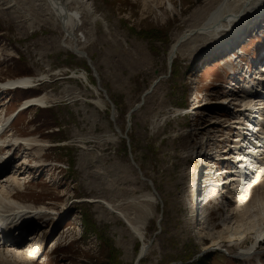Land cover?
Returning <instances> with one entry per match:
<instances>
[{"label":"rangeland","instance_id":"rangeland-1","mask_svg":"<svg viewBox=\"0 0 264 264\" xmlns=\"http://www.w3.org/2000/svg\"><path fill=\"white\" fill-rule=\"evenodd\" d=\"M170 1L174 6L172 10ZM205 2L94 0L101 20L95 25L94 40L84 46L83 52L96 69L101 89L112 102V122L110 106L103 94L99 90L97 94L93 88L71 77L72 72H85L89 83L97 84L86 61L62 48L61 33L33 11L19 13L16 9L13 14H4L0 0V84L23 76L31 77L35 85L40 84L31 91L9 93L8 98L0 101V106L12 111L24 99L42 94L49 96L45 106L31 107L13 118L11 115L3 117V111L0 113L4 124L16 118L4 135V151L0 154H11L14 160L3 178L0 177V184L9 181L5 184L9 187L7 190L16 194L23 205L42 206L57 212L51 211L52 215L47 216L33 210L45 218L33 228V237L24 240L28 247L37 244L32 264H134L142 244L150 242L139 264H264V241L253 255L240 257V253L253 244L254 233L245 235L242 242L235 240L231 245L223 243L217 247L205 237L200 238L196 228L203 217L201 210L208 209L211 199L204 206V201L201 203L207 169L212 167V162L217 164L216 158L219 161L224 158L221 153L228 143L234 150L232 143L240 140L245 150L252 151L247 143L256 142L253 140L257 132H252L251 136V132L243 129L258 128L263 123L262 119L254 122L255 119L243 111L244 107L238 105L236 108H241L240 111L231 109L234 107L224 110L213 106V109L208 108L207 115L199 113L201 108L197 104L202 99L215 103L221 98L237 100L242 96L232 97L218 85L225 76L222 72L235 58L225 62L218 58L217 62L206 63L207 53L194 59L179 53L172 62L168 60L176 40L198 26L195 12ZM245 45L243 55L254 57L255 44ZM161 76L164 80L143 100V94ZM254 91L244 100L249 99L256 106L255 111L263 112L264 106L257 98L260 92ZM132 109L135 111L131 114ZM188 110L196 114L185 115ZM260 115L262 117L263 113ZM207 118L209 123H216L210 126L208 137L202 141V150L198 148L200 136H196L199 130L192 129L201 128L203 123L209 125ZM22 138L44 142L43 150L38 146L34 149L11 146V142ZM248 138L250 140L246 141ZM205 142L208 143L206 149ZM190 145L207 154L202 155L205 163H193L189 159L186 148ZM128 146L141 176L129 160ZM209 146L214 147L212 151H220L218 157L208 152L212 148ZM258 147L253 149L256 155L257 151H262ZM198 149L197 154L192 155L193 161L202 158ZM242 151L233 152L241 156H236L237 162H241L234 163V156H230L223 166L232 167L234 172L245 166ZM209 154H214V158H209ZM260 162L261 159L251 173L248 170L241 173L244 179L235 191L233 207H244L243 203H238L244 200L239 201L240 195L248 187H251L249 194L253 193L258 186L255 188L253 184L258 179L264 180V172H261L264 165ZM14 175L19 180L16 185L11 183ZM233 179L235 182L239 177ZM147 181L152 183L159 199L153 196ZM260 189L259 193L264 192ZM212 193L213 203L204 218L208 220L210 214L220 231L221 223L229 220L223 214V207L220 210L217 206L215 190ZM230 194L229 191L227 195ZM93 200L104 204L87 202ZM107 204L138 227L142 237L134 235L118 215L111 213ZM8 259L12 260L9 256Z\"/></svg>","mask_w":264,"mask_h":264},{"label":"bare ground","instance_id":"bare-ground-1","mask_svg":"<svg viewBox=\"0 0 264 264\" xmlns=\"http://www.w3.org/2000/svg\"><path fill=\"white\" fill-rule=\"evenodd\" d=\"M1 2H2L1 5L3 7L2 10H3L4 14L5 13L13 14L14 12H12V11L16 10V9L19 13H22V12L24 13V11L27 12L28 10L33 11L37 16H40L42 18L43 22L46 23V21H47L51 27L57 29V31L61 33V35H62V39H61L62 48H64L67 51L72 52L80 60L83 59L86 61V63H88L87 61H89V63L92 64L91 61L89 60L87 54H85L83 52V48L87 43L92 42L94 40L95 25L98 21L101 20V15H99L97 13V8L94 4V0H1ZM12 3H13V5H12ZM169 5H170V8L172 10L174 8L172 1H170ZM2 7H0V11H1ZM199 10H197V12H195V15L198 14L197 15L198 16L197 22H199L198 26H196L195 28L193 27V29H190V30L184 32L181 35V37H179L176 40V42L172 45L171 50H170V54H169L170 59H168L171 62L173 59L176 58L177 54H179V53L182 54L183 56L187 55L188 57H190V59L197 58L201 54L207 53V55H209V57L204 59V61H206V63L207 62L209 63L210 60L217 62L218 58L221 60L220 62H225L226 60H231V59L233 60L235 58V61L233 63H229L228 69H226V70H232L233 65H235L236 63H237V65H239V63L237 62L238 59L235 57V55L238 53V48L240 49V47L241 48L246 47L245 43L247 44L248 41L251 42V41L257 40L258 38L262 40L261 43H264V36H263V34H264V16H263L264 15V0H208V1L206 0V2L203 4L202 7L199 8ZM259 17H261L260 21L258 20ZM251 21H252V23L250 24ZM256 21H258V22H256ZM262 23H263V25H262ZM104 25H106V24L104 23ZM248 26L252 30L251 34H245L244 29ZM258 26H260V27H258ZM239 34H240V36H237ZM224 43H227V44L229 43L231 46H233V49L227 50L229 48L224 47L225 46ZM263 49H264V47H262V50ZM238 55L241 56L240 51H239ZM241 68L243 69V67L240 65L238 67V69H241ZM246 71H248V70H244L242 72L245 74ZM95 72H96V69H95ZM40 77L43 78L44 76H40ZM71 77H73L76 80H79L80 82H83L84 84H86L90 88H93L96 93L98 92L97 84H96V86L91 85L89 83L88 76L85 72H72ZM98 80H99V76H98ZM162 80H164L163 76L157 78L152 83V85H151L150 89L147 91V93L143 94L144 95L143 100L146 97H149V95L158 88V86H159L158 84L161 83ZM258 80L259 79L257 76H255V78L254 77L253 78L247 77L245 79L243 86L246 88V91L244 92V94L241 97H239V99H237L238 101L235 99L228 100L225 98L224 99L221 98V100L219 102L214 103V102L205 98V99H202L200 104H197V107L201 108L199 113L202 114V116L207 115V111H208L209 107L211 109H213V106H216V108H217V106H219L220 108H222L224 110H229L230 107H234L231 109L236 110V111H240L241 108L239 110H237V108H236L238 105V106L244 107L243 111H247L249 113L248 117L251 118L252 120L255 119L256 114H259L257 117L258 120H256L257 122H259L260 119L263 120V123L259 124L258 128L251 126L250 129L249 128L243 129L246 132H251V133L257 132L256 133L257 137L256 138L254 137V140L251 139L253 141L256 140V142L247 143V145L250 144L247 148L252 149V151L245 150L244 149L245 146L240 145V143H239L240 140H237L235 143H232V144H235V147H234L235 149L232 152L235 153V150L238 152L243 150L242 153L240 152V154L242 155V159L244 160V161H242V163H244L245 166H243V167L240 166V169L238 171H235L236 176L239 177V180L232 182L231 179L233 177L232 176L228 177L227 172L232 173L230 170H233V168L230 166H226L229 169L226 170L225 172L222 171V174L215 175L216 177L218 176L219 179L221 180V182H223L225 184L224 185L225 187H223L224 188L223 194L226 192L227 198L225 200H223L222 203H220V207L221 208L223 207V212H224L223 214H226V220H229V221H223L221 223L222 229L220 231H217L215 224L210 219V214L208 215V220H206V218H204V215H207V211L210 212V210H208L209 208L207 209L205 207L204 210L203 209L201 210L202 215H203L202 219L200 220L199 223L196 224V228L199 231L200 238L205 237L207 240L210 241V243L213 246H217V247H220V245H222L223 243H225V245L226 244L231 245V243L233 241H235V240L238 241V240L244 239L245 235H247V234L251 235L254 233L256 235V237H254L253 244L251 245V247H249L248 249H246L242 253H240L241 254L240 257H247L250 255H253L256 252V247L262 241H264V238H263L264 237V192L259 193L260 192L259 188L264 189V180L258 179V182L253 184L254 187L258 184V186H256L258 191H257V189H255V191L253 193L249 194L251 187H248L244 190L242 195H240L239 201L243 198H244V200H243V202H238V203L239 204L243 203L244 207H242L241 209H239L238 206H236L237 208L233 207L234 206L233 199L235 198L234 196L236 195L235 191L237 190L238 187H240V185H241L240 182H242V180L244 179L241 175V173H244L243 170L244 171L248 170V172L251 173L253 171V169H255L257 161L260 159H261L260 163L262 164L261 166L264 165V110H263V112L262 111H255L256 106L252 105V103H251V101H249V99H248V101L244 100V99L248 98V96L250 97V95H248V93L250 92L249 90L251 88L253 89L254 83L256 81H257V84H259V86H256L255 90H256V93L257 92L259 93L260 85H264V83L259 82ZM263 80H264V78H263ZM32 81H33V79L31 77L23 76V77H17L16 79H13V80L8 81L6 83L0 84V96L6 90H9L10 88L32 87L34 85L33 84L34 81L33 82ZM100 88H101V86H100ZM223 90H225V89H223ZM259 94L264 96V93H259ZM194 99L197 100L196 97H194ZM263 101H264V99L262 101L259 100V104L264 106ZM48 102H49V96H47V94H42V95H38V96L30 99V101L28 100L27 102H25L21 106V108L25 109L27 106L43 107ZM96 103L100 104L99 101H97ZM100 106H101V104H100ZM179 111H182V110H179ZM260 112L263 113L262 117L260 115ZM19 113H20L19 111H16V113L9 114V115H7V117L11 115L13 118V117L19 115ZM4 114L5 113L3 112V115ZM189 114H196V113H192L190 110H188V112L185 115L188 116ZM12 120L13 119H11L10 121L8 120L9 122L7 124H6V122L4 124V120H0V131H2L6 127H8L9 126L8 124L12 123ZM206 121H207V123H209L208 118ZM244 122L249 123L248 121H244ZM213 123L214 122H211V123H209V125H205V123H203L204 124L203 126L200 125V126H202L201 128L192 129L194 132L196 130L197 131L199 130V133H197V135H196V136H200V144H198L199 145L198 148L199 147L201 149L203 148V146H202L203 142L202 141L208 137L209 128H210V126L213 125ZM217 123H218V121H217ZM232 124H235V123H232ZM256 129L258 131H256ZM246 132H244V135ZM250 135L252 136L253 133ZM193 136H194V134H193ZM239 136H242V132H241V135H239ZM239 136L237 135L235 138L238 139ZM235 138H234V140H235ZM22 139H16L14 141V143L11 142V146L17 148L19 145H24L25 147L26 146L32 147L33 149H34V147L38 146V147H41L40 151L43 150V148H44V142L37 141L34 138H30V139L29 138H22ZM249 140L250 139L248 138L246 141H249ZM4 142H5V138L3 140L0 138V145L1 144L4 145L5 144ZM214 142H216V141H214ZM204 144H205V149H206V147H208V145H207L208 143L206 144V142H205ZM229 144H231V143L227 144L225 150H223L222 153L229 151L228 150V148H230ZM258 144H259V147H258ZM19 147H21V146H19ZM257 147L262 148V151H257V152H259L258 155H256V153H254V150H253V149H256ZM185 148H186V146H185ZM185 148H184V150H185ZM197 149L195 147H192L191 145L189 147L187 146V148H186V150H188L187 153H188L189 159L193 163L194 162H196V163L200 162L202 164L204 162V160H206V158L205 157L203 158L202 155L204 154L207 156V154L205 152H201L199 149H198L199 155L202 156V158L197 159V160L194 159V161L192 160V155L197 154ZM218 149H219V147H218ZM212 150H214V147H212L208 152L209 153H215L216 157H218V154H220L219 153L220 151L216 152L217 150L216 151H212ZM185 153H186V151H185ZM188 156H186V157H188ZM232 156H234L233 158L235 159L234 163L241 162V161L237 162L236 156H238V158L241 157L237 153L232 155ZM10 157H11V154H7V153L0 156V177L1 178H3L2 177L3 174L10 168L8 164L5 165V163L8 160H10ZM185 160L187 162V158ZM224 160L227 161L226 158ZM255 160H256V162H255ZM216 161L218 162V158H216ZM10 164H12V162ZM210 169H212L211 166H209V168L207 169L206 179H203V180H205V182H204L205 185H202L203 186L202 190H204L203 191L204 194H203L202 202L200 201L201 203H203V201L205 199H207L206 202L209 201V198H211V194L215 190V187H217V185L218 186L220 185V184L214 185L216 183L215 181H213V183H212L211 176H210L211 175ZM261 172H264V170H262ZM261 172H259L258 174H260V175L263 174ZM138 173L140 174V172H138ZM14 176L15 177L11 178V183L16 185L19 180H17V178H16L17 175H14ZM140 176H141V174H140ZM229 181L232 183V189L229 188V184H230ZM8 182H6V183H8ZM147 183H148V185H149V183L152 185V183L150 181H148ZM5 184L4 185L0 184L2 186V187H0V227H1V229L16 226V224H18V223L19 224L24 223V222L27 223V222H29V220H32V221L39 220V224H40V222H43L42 220H44V218H45L44 215H42L40 217L39 216L40 214L33 213V210H37L39 212H44L47 214V216L52 215L51 211L57 213L56 211H54L52 209H50L51 211H49L48 208L46 209L45 207H42V206L39 208H36V207H28L26 205L21 204L17 200L18 198H16V194H12V192L7 190L9 187ZM149 187H150V185H149ZM229 191L231 192V194L227 195L229 193ZM216 194H217V198L220 199L219 193H216ZM213 198H214V196H213ZM87 202L104 204L100 200H93V201H87ZM197 202L198 201H196V203ZM212 203H213V199H212L211 204ZM222 204H223V206H222ZM203 205H205V204H203ZM254 205L256 207L253 208ZM196 206H194V208H193V211H194L193 216L195 215V212H196L195 211ZM250 207H251V210H249ZM107 208L111 211L112 214L118 215V217H120L126 223V225L129 227V229L133 232L134 235H136L137 237H142L141 230L138 227L134 226L130 222V220H128L126 217L123 216V214L114 211V209L112 207H110V205H108ZM233 213L235 215H233ZM55 217H58V214L55 215ZM30 218H35L36 220L30 219ZM205 225L207 227H204ZM242 227H244L245 229H242ZM35 237H37V235ZM18 242L16 244H14L9 239L7 242H5L4 247L0 246V264H32L31 261L33 260L35 254L37 252V244H33L30 247H28V246L24 245V241H21L20 243H18ZM238 242H240V241H238ZM241 242H242V240H241ZM147 246L148 245L145 243L142 244L140 252H139V256L144 255V254L146 256V254H147L146 252H148L146 250ZM33 248H34V250H33ZM206 248H208L207 245H206L205 249ZM8 256L12 259L11 261L8 259ZM139 256H138V258H139ZM137 259H136V261H137ZM136 261L134 264H136Z\"/></svg>","mask_w":264,"mask_h":264},{"label":"water","instance_id":"water-1","mask_svg":"<svg viewBox=\"0 0 264 264\" xmlns=\"http://www.w3.org/2000/svg\"><path fill=\"white\" fill-rule=\"evenodd\" d=\"M88 63V67L90 68V70H91V72H92V74H93V77L95 78V80H96V83H97V88H98V90L103 94V97H104V99H105V101L109 104V106H110V110H111V115H110V117H111V121L112 122H114V107H113V105H112V102L110 101V99L108 98V96L106 95V93H105V91L104 90H102L101 88H100V86H99V80H98V74L95 72V68H94V66L92 65V64H90L89 63V61H87ZM135 111V109H132L131 111H130V113L132 114L133 112ZM116 130V132L119 134V135H121L120 134V131H118L117 129H115ZM126 142L128 143V139H126ZM128 156H129V160H130V162H131V164L133 165V167L134 168H136L135 170H138V172H139V170L140 169H137L138 167H136V164L134 163V161H133V158H132V156H131V154H130V147L128 146ZM142 181L144 180V179H142V177L140 178ZM146 180V179H145ZM148 182V181H147ZM149 185H150V187H151V191H152V194H153V196H155L156 198H158L159 199V197H158V194H157V192L154 190V188L152 187V185L149 183ZM161 216H162V211H161V214H160V219H159V222H160V220H161ZM158 222V223H159ZM156 235V234H155ZM150 245H151V242L148 244V246H147V248H146V250L148 251V249H149V247H150ZM147 253V252H146ZM145 257V254L144 255H140L139 256V258L137 259V261H136V264H139L140 263V261L143 259Z\"/></svg>","mask_w":264,"mask_h":264}]
</instances>
